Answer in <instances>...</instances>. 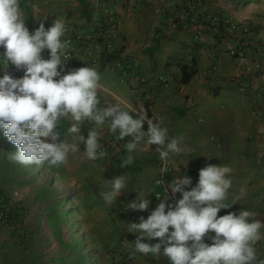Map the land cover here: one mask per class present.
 <instances>
[{
    "label": "crops",
    "instance_id": "obj_1",
    "mask_svg": "<svg viewBox=\"0 0 264 264\" xmlns=\"http://www.w3.org/2000/svg\"><path fill=\"white\" fill-rule=\"evenodd\" d=\"M183 1L109 0L118 27L107 42L111 31H105L100 38L96 35L100 0H21L30 31L41 22L47 29L55 19H62L66 26H75L88 37L90 42L75 50L73 60L77 68L95 67L100 73L101 107L103 102L122 100L138 110H146L149 118L162 119L169 134L182 137L189 148L167 163L154 151L155 145L148 151L137 149L131 154L133 162L122 167L129 155L126 143L130 138L121 140L118 133L105 127L100 143L111 144L107 156L93 161L72 153L65 165L43 164L55 171L65 167L71 170V160L79 157L96 173L93 179L100 181L102 192L110 190V185L104 182L120 175L129 178L128 189L122 191L115 203L109 205L102 197L104 210L110 211L113 218L110 229L113 239L107 242L113 252L107 255L105 264H124L125 260H129L128 264H170L164 255L138 253L131 245L136 234L127 229V224L138 223L142 214L147 218L163 199L155 197V193L163 194V188L154 183L164 164L169 170V183L181 175L192 179L187 190L197 184L203 167L230 166L233 172L228 202L240 195L241 189L245 192L239 202L220 210L218 216L248 209L257 214L255 218L264 221V72H256L253 66L244 71L229 52L237 44H246L250 60H258L253 51L256 47L264 51V0H204L202 15L247 26L232 33L217 25L173 28L164 17L175 12ZM42 57L48 59L49 50L45 49ZM128 63H133L132 67ZM183 65H194L195 73L187 83H182ZM160 78L165 79L164 84ZM68 123L63 122L64 128ZM143 127L146 131L147 123ZM88 132L89 125L85 122L79 135L86 138ZM41 139L49 142L48 138ZM9 144L0 130V199L13 214L11 226L0 225V264H22L26 259L17 244L23 229L28 230L26 222L30 215L25 211L29 188L19 185L27 175L16 173L26 169L18 162L13 163L11 154L17 147ZM79 150L85 151L83 142L79 143ZM138 192L148 195L149 208L130 209L126 216L121 206L134 201ZM168 195L167 203L173 205L181 198L179 193ZM214 235L206 234L205 242L211 244ZM158 239L149 242L154 244ZM257 261H264V240L257 244Z\"/></svg>",
    "mask_w": 264,
    "mask_h": 264
},
{
    "label": "clouds",
    "instance_id": "obj_2",
    "mask_svg": "<svg viewBox=\"0 0 264 264\" xmlns=\"http://www.w3.org/2000/svg\"><path fill=\"white\" fill-rule=\"evenodd\" d=\"M65 32L62 19H55L47 29L41 22L30 31L21 0H0V68L11 64L24 71L21 78L7 72L0 76V130L17 147L11 154L15 162L59 167L67 164L72 153L93 161L103 158L108 155L100 143L105 127L118 133L121 140L130 138L126 143L129 155L122 167L133 162L131 154L137 149L148 151L152 145L166 163L189 151L182 137L170 135L163 120L149 118L146 110L122 100L103 102L101 107V75L95 67H80L62 75L70 56L69 42L62 39ZM45 49L49 50L48 59L42 57ZM65 120L69 121L66 128ZM85 122L92 125L86 138L79 135ZM80 142L85 144L82 153ZM232 172L228 165L209 164L199 170L198 182L190 190L189 176L173 178L164 185L160 195L163 199L150 215L127 224L128 231L136 234L131 245L145 256L164 255L170 264H264L257 261V244L264 240V221L248 209L218 216L220 210L239 202L245 192L241 189L240 195L228 202ZM129 183L126 176H116L103 183L110 185V190L100 195L111 205ZM158 183L162 184L160 180ZM138 193L128 208L147 210L148 195ZM169 193H179L181 198L174 205L167 203ZM208 233L215 234L211 244L205 242ZM156 238L157 243L149 242Z\"/></svg>",
    "mask_w": 264,
    "mask_h": 264
},
{
    "label": "rangeland",
    "instance_id": "obj_3",
    "mask_svg": "<svg viewBox=\"0 0 264 264\" xmlns=\"http://www.w3.org/2000/svg\"><path fill=\"white\" fill-rule=\"evenodd\" d=\"M71 161V170L61 171L19 163L26 169L16 174L27 175L19 185L29 188L25 214L30 215L17 244L26 259L22 264H57L72 245L87 256L88 264H105L113 252L107 247L113 218L104 210L102 185L83 160Z\"/></svg>",
    "mask_w": 264,
    "mask_h": 264
},
{
    "label": "built area",
    "instance_id": "obj_4",
    "mask_svg": "<svg viewBox=\"0 0 264 264\" xmlns=\"http://www.w3.org/2000/svg\"><path fill=\"white\" fill-rule=\"evenodd\" d=\"M204 5V0H185L183 3L173 12L171 15L164 17L166 21L173 28H188V27H203L208 25H217L221 26L226 33H232L238 29L247 27L245 24H234L229 21L222 20L216 16H208L202 15L201 9ZM118 23L115 19L114 13L110 10L109 0H100L99 3V17L97 20V31L96 35L98 38L105 31H111L107 38V42L111 40V37L114 34V31L117 29ZM63 40H67L69 42L68 52L70 56L69 60L66 62L65 69L62 72L66 74L68 71L78 69L75 66L73 60V53L77 48H80L84 45H87L90 40L87 36L82 34L77 27L72 25L66 26V32L62 37ZM230 54L237 60L240 66L244 69V71L250 69V67H254L256 72H264V51L260 47H256L254 55L257 57V61L252 62L250 57L248 56V45L246 44H237L229 49ZM133 63H128V67H132ZM5 72L12 75L14 78H21L24 75L23 69L18 70L14 65L9 64V66L5 68H0V76H2ZM123 75H127L126 72L122 73ZM159 81L161 83H165V79L160 78ZM89 125V131L92 127L90 122H86ZM89 133V132H88ZM102 149L106 152L110 151L112 146L109 143H101ZM168 174L169 170L166 164L161 167L160 177L155 181L154 185L164 188V185H167L168 182ZM159 180L162 184H159ZM162 193H155L156 198H160ZM122 211L126 216L130 214V208H128V204L124 203L121 206ZM146 219V216L142 214ZM13 222V214L6 208L0 199V225L3 227L11 226Z\"/></svg>",
    "mask_w": 264,
    "mask_h": 264
},
{
    "label": "trees",
    "instance_id": "obj_5",
    "mask_svg": "<svg viewBox=\"0 0 264 264\" xmlns=\"http://www.w3.org/2000/svg\"><path fill=\"white\" fill-rule=\"evenodd\" d=\"M194 65L182 66V83H187L194 75ZM148 108V104H145ZM66 255H62L58 258L57 264H88L86 263L87 256L81 252L76 245L65 247ZM129 260H125L124 264H128Z\"/></svg>",
    "mask_w": 264,
    "mask_h": 264
}]
</instances>
